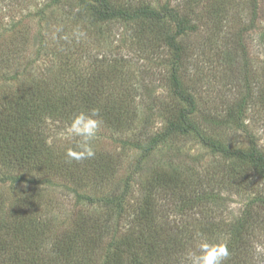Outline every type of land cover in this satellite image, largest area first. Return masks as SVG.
Returning <instances> with one entry per match:
<instances>
[{
    "label": "rangeland",
    "instance_id": "374dc122",
    "mask_svg": "<svg viewBox=\"0 0 264 264\" xmlns=\"http://www.w3.org/2000/svg\"><path fill=\"white\" fill-rule=\"evenodd\" d=\"M84 1L0 0V127L24 115L41 131L45 149L38 163L22 161L11 168V141L0 148V222L5 221L6 231L29 230L38 223L45 240L59 241L61 248L73 242L72 258L57 253L51 255L52 263L43 256L41 264H113L111 250L126 248V239L140 232L133 218L153 192L161 199L158 204L165 205L160 222L191 233L180 237V248L172 246L168 258L162 256L165 264H189L186 254L201 237L227 243L230 255L236 256L225 264H264V213L259 214L264 178L253 166L212 152L195 134L166 136L144 156L135 146L143 140L140 131L148 136L164 133L186 107L173 92L175 71L181 87L194 96L192 117L207 136L228 149L254 147L264 155V0H105L117 9L170 11L162 20L141 17L131 22L95 21L89 4L100 7L97 0ZM174 15L185 21V31L177 37L179 66H172L173 53L165 44L176 31ZM101 67L98 87L107 98L117 95L106 101L115 110L109 118L95 117L102 123L91 142L94 157L69 159L67 149L75 148L80 138L69 135L73 113L63 112L57 98L63 89H74V78L86 79ZM63 75L62 83L44 93L49 105L40 115L33 96L22 89L40 82L48 87ZM88 83L83 84L86 89ZM247 94L252 97L241 119L220 125L236 99ZM117 117L120 126L106 124ZM93 161L100 165L84 167ZM175 172L183 182L178 184L183 191L179 199L171 200L176 195L163 189L151 191L157 175L165 173L170 182ZM203 196L210 198L209 205L199 204ZM183 201L184 220L177 214ZM251 205L258 218L242 243L234 239L231 227ZM159 239L170 245L165 236ZM123 255L120 262L127 263V252Z\"/></svg>",
    "mask_w": 264,
    "mask_h": 264
},
{
    "label": "trees",
    "instance_id": "16d2710c",
    "mask_svg": "<svg viewBox=\"0 0 264 264\" xmlns=\"http://www.w3.org/2000/svg\"><path fill=\"white\" fill-rule=\"evenodd\" d=\"M97 3L99 4L100 7H96L95 5L89 4V12L94 17L93 19L95 21H102V22L112 21V20H122L125 22H131L141 17H145L147 19L162 20L170 13V11L165 10V8H162L158 12L149 7H140L134 9L133 11H130L122 8H118V9L114 8L111 5H109V3L105 0H101V1L97 0ZM81 11L84 12L83 10ZM172 18L176 22V31L173 34L168 35L166 37L165 44L166 47H168V49L171 50L173 53L172 66L173 65L179 66L182 62V48L177 42V37L185 31V25H184L185 21L181 20L179 15H174ZM101 70L102 67L99 70L94 71L93 74L87 76L88 78L85 75L87 80L82 76H77L76 78H74L76 80L72 81V84L75 85L74 89H71V91L67 89H63L62 96L57 98L59 103L63 104L62 106L63 112L67 111L66 113H69L71 115L73 113L71 120L75 115L78 114L76 112V109L78 107L80 109V112H84L81 105L85 107V109L88 108L87 109L88 111L85 113H89L91 112L90 110L96 109L100 113L99 114L100 117L101 116L105 118L111 117L110 116L111 109H114V105L112 103L106 105L107 104L106 101L113 100L115 97H117V95L108 96L107 98V96H104L103 91L99 89L98 86H101V82H99V80H101V75H100ZM171 77H172L171 84L173 86V92L176 94L178 99L186 105V107L180 109L178 113H176V115L173 116V121H169L166 131L164 133H159L156 134L155 136H151V135L148 136L147 132L144 133H141V131L139 132L143 136L142 138L143 140L140 141L135 146H138L137 148L141 150L142 155L144 156L150 154L154 150V148L158 145V142L163 140L166 136H172L173 134H178L179 136H187L189 134H195L198 137V139L201 141L203 146L209 148L212 152L221 153L228 157L239 158L240 161L244 163H249L251 166H253L259 172V174L264 178V155L258 152V150L254 147L245 151L228 149L223 145L217 143L214 140V137L207 136L206 131L204 130V128H202V124L195 123L192 117L193 115H196V102L194 96L189 94L181 87L180 81L175 71H172ZM60 78L54 79L53 81L49 82L51 84L48 87H46L47 84L40 82V83H31L27 85V87L22 89L28 95L33 96L37 106L40 107V113H39L40 115L47 108L46 104L49 105V102L43 98L44 96H46L44 95V93L48 94V92H50L48 89L52 88L53 86L55 87L56 84H58V82H61L62 78L65 80L64 75L61 76ZM84 82L86 83L89 82L88 84L90 85V87L88 89H86L83 86ZM44 88H47V90ZM249 97H252V94L251 96L250 94L243 96L242 99H240L239 101H237L236 99L234 108H229V110L226 112L225 117L228 119H226L224 123L220 125H230V123L234 124L235 122L239 121L241 119L240 117H242L248 109L247 100L249 99ZM75 99H77L80 103L79 102L72 103V101H74ZM54 106H55L54 109H56L57 105L55 103ZM51 108L52 106L50 105L48 109ZM12 119L13 120L11 121V124L2 126V129L0 127V148L3 146L5 147L4 143L8 141H11L10 143L12 144L11 145V149L13 151L12 158L13 155L15 157L14 159H11L13 163V167L11 168H14L17 164H19V162L22 163V161L28 162L29 160H34L35 163H38L45 151V149L43 148L44 144L42 143V138H41L42 135L41 133H39L41 131H39L38 130L39 128H36L32 124L31 120L25 117L24 115L23 116L19 115L13 117ZM113 119L114 121L106 120V124L115 127L120 126L119 124L121 123L120 118L117 117L116 119L115 118ZM109 121L111 122L109 123ZM141 135L139 136L141 137ZM18 152H22L21 156H23V158L21 156H17ZM83 161H90V159H85ZM96 164L100 165V162L99 163L98 161H93L92 163L87 162L84 165V167L88 168L89 165L94 166ZM176 173L178 172H175L174 174L175 178H172L170 182H169V178H167L165 173H160L159 175H157L159 178H157L155 184L151 187L152 189L151 191H154L155 189H160L161 192V190L163 189L168 193L172 192V194L176 195V197L171 198V200L179 199L183 191L182 188L178 186V184H182L183 182L179 180L180 177L176 176ZM94 175L95 174H93L92 176ZM217 179L219 180V178ZM221 183L222 182L219 183L217 181L218 185ZM151 193L153 194V192ZM152 194L151 197L149 195L146 201H144V206L142 210H140L137 215L135 214L134 215L135 217L133 218L136 225L138 226V229L140 228V232L136 234L132 239L131 238L126 239L125 242L126 248L120 247L118 250L115 251L111 250L115 264H165V261H163L162 256L167 254L166 257L168 258L170 252L169 249H171L172 246L178 244L180 248L179 245L180 237L182 236L185 237L186 235L191 234V233H185V228L181 231H179L178 229H175L176 231H173L169 229L168 223L166 222L163 223L162 221L160 222L161 220L160 218H163L162 214L165 205L164 202L162 204H158V202L161 201V199L157 198L158 197L157 192H156L157 196H152ZM209 194L211 195V193ZM201 198L202 199H198L199 204L209 205L208 200L210 198L205 196ZM113 201L115 202L116 200L113 199ZM259 203L262 204V202ZM183 204L184 201L180 207H177V214L178 216H180L179 218H181L182 220L188 218L187 214L184 213L185 209H187L186 205ZM191 206H193L192 203ZM252 208L253 205H251V209L247 208L244 211V217L242 221H239L238 224H235L234 226L231 227L232 228L231 234L234 236V239L237 238V241L239 240L242 243H243V239L245 238L246 231H248V229H251L253 227V225L255 224L254 222L258 218V210L256 211L253 210ZM260 208L261 211L259 212V214H261L262 212L264 213V202ZM4 223L5 221L0 222V262H2L0 264H41L40 262L41 261L43 262V256L47 257L48 263L50 262L52 263L51 255L55 256L57 253L59 255L61 254L65 256L64 258L66 257L72 258L74 256V254L71 253L69 254L70 250H72L74 247L72 244L73 242H70L68 246H63V248H67V249H63L61 248L59 241L45 240V235L43 234V231L40 230V226L38 225V223L37 224L32 223L29 229L30 231L27 230L26 226L25 227L23 226V228H19L22 231H19L18 229H14V230L12 229L10 231H6V226ZM164 227L168 228L170 231L169 230L163 231ZM2 228H4L5 231H2ZM24 231L31 233L25 234ZM133 235L134 234H132V236ZM161 236H165L167 242L170 243L169 246L165 244L166 242L161 241L159 239ZM65 243L68 242H64L63 244ZM17 244L18 246H16ZM22 244L30 245V246L28 248L22 247ZM239 244L241 243H238V245ZM234 245H232L231 247L234 248ZM123 252H127V256H128L127 263L120 262L124 258ZM235 256L229 255V260L230 257H235ZM91 262L92 261H90L88 264H90ZM76 264H80V261H77Z\"/></svg>",
    "mask_w": 264,
    "mask_h": 264
},
{
    "label": "clouds",
    "instance_id": "9594fccd",
    "mask_svg": "<svg viewBox=\"0 0 264 264\" xmlns=\"http://www.w3.org/2000/svg\"><path fill=\"white\" fill-rule=\"evenodd\" d=\"M98 116V110L92 109L90 113L80 112L73 117L68 133L73 137H79L80 141L75 148L67 149L66 156L69 159L83 160L94 157L95 151L91 142L102 123L95 118ZM229 255L227 243L212 242L206 237H201L196 249L187 252L186 259L189 264H225Z\"/></svg>",
    "mask_w": 264,
    "mask_h": 264
}]
</instances>
